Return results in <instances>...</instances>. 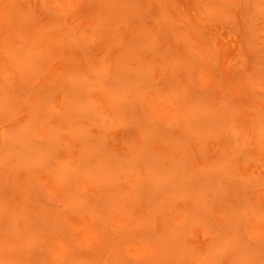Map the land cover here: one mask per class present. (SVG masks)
Segmentation results:
<instances>
[{
    "label": "rangeland",
    "instance_id": "374dc122",
    "mask_svg": "<svg viewBox=\"0 0 264 264\" xmlns=\"http://www.w3.org/2000/svg\"><path fill=\"white\" fill-rule=\"evenodd\" d=\"M0 264H264V0H0Z\"/></svg>",
    "mask_w": 264,
    "mask_h": 264
}]
</instances>
